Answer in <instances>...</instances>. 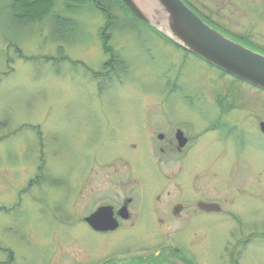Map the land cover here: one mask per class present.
Returning a JSON list of instances; mask_svg holds the SVG:
<instances>
[{"label":"rangeland","instance_id":"374dc122","mask_svg":"<svg viewBox=\"0 0 264 264\" xmlns=\"http://www.w3.org/2000/svg\"><path fill=\"white\" fill-rule=\"evenodd\" d=\"M95 1L54 0L25 25L0 0V264H101L144 246H178L189 264H264V93ZM192 1L220 22H264V0ZM171 128L203 137L164 154L157 134ZM135 181L141 213L107 236L88 228L89 183L117 186L111 198L124 183L139 207Z\"/></svg>","mask_w":264,"mask_h":264},{"label":"water","instance_id":"95a60500","mask_svg":"<svg viewBox=\"0 0 264 264\" xmlns=\"http://www.w3.org/2000/svg\"><path fill=\"white\" fill-rule=\"evenodd\" d=\"M137 18L181 48L224 71L264 89V55L222 35L183 0H121ZM264 132V122L261 123ZM181 147L186 137L178 131ZM123 211V218L128 219ZM96 231H114L120 225L112 207H101L85 219Z\"/></svg>","mask_w":264,"mask_h":264},{"label":"flooded vegetation","instance_id":"af4514ba","mask_svg":"<svg viewBox=\"0 0 264 264\" xmlns=\"http://www.w3.org/2000/svg\"><path fill=\"white\" fill-rule=\"evenodd\" d=\"M202 19H204L208 24H210L212 27L217 29L222 35L232 39L233 41L243 44L244 46L250 48L251 50L258 52L262 55H264V27L262 28V31H257L259 27L257 25H264V22H252L253 25L246 27V26H234L231 23L224 22V21H217L215 19V9H213L212 5L208 4L207 2H203L201 6L196 5L195 2L192 0H184ZM250 7L252 8H257L260 6L256 5H251ZM263 10L262 12L264 13V5L262 6ZM209 66L213 67L216 69L219 74L231 81L232 84H236V82H240L242 86L245 85V88H255L264 93L263 89H260L259 87L250 84L246 81H243L235 76H232L231 74L215 67L210 64ZM230 88H236L235 86H231ZM264 122V117L259 120V125ZM258 125V126H259ZM260 128V126H259ZM181 130V128L177 129H167L164 131H161L160 133L157 134V145L160 144V152L164 154H169V153H179L183 154L185 150L190 148L191 146L196 145L198 141L200 140V137H203V133H186L184 130H181L184 132V135L186 137V145L185 147H181L180 141L177 138V133L178 131ZM261 131V129H259ZM261 135L264 138V133L261 131ZM164 145V146H163ZM167 147V148H165ZM144 182L142 181H135L134 184L132 185L133 187H129L130 189H138L139 198H142L141 201L142 203L138 207L137 205L135 206V199L134 197H126V189L127 186L126 184H121L120 190H118L116 193H114V197L111 198L109 195L111 188L116 190L117 186L109 187L108 185H99V186H93V182L89 183L88 189L90 190V198L95 200L94 202H98L99 205L95 206V208L86 216H89L96 212L99 208L101 207H112L114 217L119 220L120 222V227L115 230V231H108L105 232H97L98 234L101 235H109L115 232H118L121 230V225L124 222H128L131 220L132 216L134 217L133 214L136 213V215H139L141 211L144 208V196H143V191L147 189V187H144ZM150 184H148L149 186ZM150 187V186H149ZM148 187V188H149ZM151 188V187H150ZM146 193V192H145ZM126 209L125 214L128 216L127 220L122 219L123 211ZM173 210L177 211V214L181 216L182 214L185 213H179L178 211H182L185 209V206L183 205H178L174 206L172 208ZM137 211V212H136ZM83 217L84 219L86 218ZM83 219V221H84ZM85 224L90 228V226L85 222ZM92 231H94L92 228H90ZM96 232V231H94ZM199 235V234H197ZM194 234V237L197 236ZM202 236V235H199ZM198 236V237H199ZM149 246H144L138 250L139 256L128 259V260H121V261H112L110 262L109 260H106L102 262L101 264H189L190 257L187 256L188 254L184 255L183 254V249L179 248L178 246L174 247H166V246H161L158 249H155V251H149ZM193 258L194 255H191Z\"/></svg>","mask_w":264,"mask_h":264},{"label":"trees","instance_id":"16d2710c","mask_svg":"<svg viewBox=\"0 0 264 264\" xmlns=\"http://www.w3.org/2000/svg\"><path fill=\"white\" fill-rule=\"evenodd\" d=\"M9 4L10 8V17L11 21L15 22L16 24H36L43 22L48 18L50 15H52L53 11V2L54 0H5ZM74 1V0H69ZM115 1V3H118L125 12H129L125 6L121 3L120 0H112ZM98 4V8L100 7L102 11H104L112 21V9L107 5L108 0H96ZM109 3V2H108ZM69 6L76 7L77 5L73 6L69 4ZM59 26L60 20H55ZM56 24V25H57ZM60 29L61 26H59ZM61 34L64 35V33L61 32ZM117 59L115 56H113V60ZM113 60H110L111 63H113ZM106 68L109 70H113L112 64H107Z\"/></svg>","mask_w":264,"mask_h":264}]
</instances>
